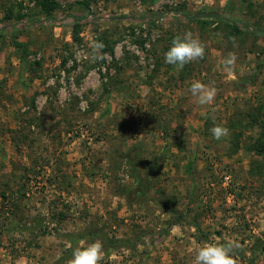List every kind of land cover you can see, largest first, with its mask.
Listing matches in <instances>:
<instances>
[{
    "label": "rangeland",
    "instance_id": "1",
    "mask_svg": "<svg viewBox=\"0 0 264 264\" xmlns=\"http://www.w3.org/2000/svg\"><path fill=\"white\" fill-rule=\"evenodd\" d=\"M186 32L205 56L177 70ZM96 240L102 264L227 242L264 264V0H0V264H68Z\"/></svg>",
    "mask_w": 264,
    "mask_h": 264
},
{
    "label": "clouds",
    "instance_id": "2",
    "mask_svg": "<svg viewBox=\"0 0 264 264\" xmlns=\"http://www.w3.org/2000/svg\"><path fill=\"white\" fill-rule=\"evenodd\" d=\"M103 47V42L94 43L91 52L93 62L105 58L102 53ZM205 49L206 45L199 37L186 32L182 36L174 37L172 46L165 53V62L176 66L177 70H182L188 63L203 59ZM237 59L234 52H230L225 57L223 63L229 73L235 69ZM189 91L196 98L197 104L202 107L212 105L216 96V89L213 86L206 85L199 80L191 84ZM210 131L216 140H221L229 134V129L220 124H215ZM237 247L238 245L234 242L205 243L196 250L193 264H237L234 257V249ZM104 255L102 241L96 240L84 247H77L68 264H102Z\"/></svg>",
    "mask_w": 264,
    "mask_h": 264
},
{
    "label": "built area",
    "instance_id": "3",
    "mask_svg": "<svg viewBox=\"0 0 264 264\" xmlns=\"http://www.w3.org/2000/svg\"><path fill=\"white\" fill-rule=\"evenodd\" d=\"M226 178H228V176H226Z\"/></svg>",
    "mask_w": 264,
    "mask_h": 264
}]
</instances>
